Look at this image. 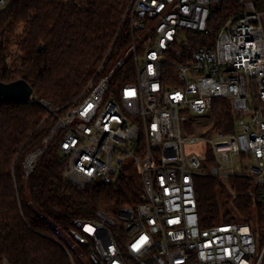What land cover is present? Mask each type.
Listing matches in <instances>:
<instances>
[{
  "label": "built area",
  "instance_id": "2783aa9c",
  "mask_svg": "<svg viewBox=\"0 0 264 264\" xmlns=\"http://www.w3.org/2000/svg\"><path fill=\"white\" fill-rule=\"evenodd\" d=\"M221 2L130 0L124 17L131 44L115 65L102 73V62L98 78L66 107L36 101L53 120L39 152L60 134L62 175L78 189L114 181L130 165L140 176L136 207L72 221L68 237L87 248L91 264H264V230L250 219L202 227L197 211L194 178H217L235 197L228 180L241 177L264 219V0L259 7L239 0L212 46L193 47L208 35ZM7 3L0 0V9ZM129 57L133 79L114 84ZM219 99L228 102L233 132L210 125ZM191 116L197 121L189 128ZM198 124H209L207 131L191 135ZM33 154L24 160L25 176ZM242 162L245 171L236 169ZM142 237L147 241L134 248Z\"/></svg>",
  "mask_w": 264,
  "mask_h": 264
},
{
  "label": "trees",
  "instance_id": "16d2710c",
  "mask_svg": "<svg viewBox=\"0 0 264 264\" xmlns=\"http://www.w3.org/2000/svg\"><path fill=\"white\" fill-rule=\"evenodd\" d=\"M257 7L262 0H253ZM129 0H8L0 9V82L24 80L34 101L0 104V261L8 264H81L58 234L68 236L74 219H91L98 210L114 217L124 207L139 204L141 180L133 165L118 178L78 189L62 175L58 153L60 134L49 139L35 159L28 176L26 157L42 150L53 124L48 111L36 103L66 107L98 78L103 63L107 73L131 44ZM241 9L239 0H222L211 14L209 33L201 45L211 47L219 27ZM21 29L17 46L23 51L10 67V40ZM133 60L128 58L113 77L114 84L133 79ZM112 82V81H111ZM213 131L233 132L226 100H214L208 115ZM230 190L214 177L194 178L200 225L209 227L235 220L248 221L251 207L257 227L264 219L246 196L249 182L228 180ZM87 256V248L78 245Z\"/></svg>",
  "mask_w": 264,
  "mask_h": 264
},
{
  "label": "rangeland",
  "instance_id": "374dc122",
  "mask_svg": "<svg viewBox=\"0 0 264 264\" xmlns=\"http://www.w3.org/2000/svg\"><path fill=\"white\" fill-rule=\"evenodd\" d=\"M130 3V0L127 4V6L129 5ZM153 24H155V22L151 21L149 22V26H152ZM21 32V29H17L15 34L11 37V40H10V52H11V55L10 57L8 58V65L10 67H13L15 66L17 63H18V58L23 54V51L21 49L18 48L17 46V42H18V39H19V34ZM142 35H144V33H142ZM210 120V118H209ZM194 121H197V118L194 117V116H191V120L189 121V123H187V127H191V124L194 122ZM211 121V120H210ZM212 124V121L210 122V125ZM209 124L207 125H197L196 127H193V130L191 131V135L193 134H201V133H205L207 131V127H208ZM190 150L192 151H195V150H199L197 147H193V148H190ZM245 163L242 162L240 163L236 168L237 170L239 171H245ZM249 219L250 221L256 225L257 223V212L255 210L254 207H251V210H250V215H249ZM58 234L64 239V241L66 242V244L68 245V247L70 249L73 250V252L77 255V258L78 260L81 262V264H91L89 261H88V258L81 252V250L79 249V246L77 244H75L67 235H65L64 233L62 232H58ZM255 248H256V252H259L260 249H261V240L256 237V243H255Z\"/></svg>",
  "mask_w": 264,
  "mask_h": 264
},
{
  "label": "water",
  "instance_id": "95a60500",
  "mask_svg": "<svg viewBox=\"0 0 264 264\" xmlns=\"http://www.w3.org/2000/svg\"><path fill=\"white\" fill-rule=\"evenodd\" d=\"M32 96V88L22 79L10 83L0 82V104L8 102L26 103L31 100ZM34 153L37 156L40 152L36 150Z\"/></svg>",
  "mask_w": 264,
  "mask_h": 264
},
{
  "label": "snow or ice",
  "instance_id": "6c2138e0",
  "mask_svg": "<svg viewBox=\"0 0 264 264\" xmlns=\"http://www.w3.org/2000/svg\"><path fill=\"white\" fill-rule=\"evenodd\" d=\"M128 94L132 95L133 93L129 92ZM89 174H91V173H89ZM88 231L91 232V231H93V229L89 228ZM245 231H247V230L245 229ZM146 241H147V237H142L141 241H138L136 245H133V247L138 248L143 242H146Z\"/></svg>",
  "mask_w": 264,
  "mask_h": 264
},
{
  "label": "bare ground",
  "instance_id": "6f19581e",
  "mask_svg": "<svg viewBox=\"0 0 264 264\" xmlns=\"http://www.w3.org/2000/svg\"><path fill=\"white\" fill-rule=\"evenodd\" d=\"M35 154H33L32 156H30L28 159H27V161H26V167L27 168H29L30 167V165L32 164V162L34 161V159H35Z\"/></svg>",
  "mask_w": 264,
  "mask_h": 264
}]
</instances>
